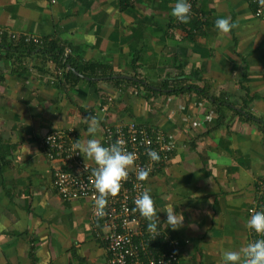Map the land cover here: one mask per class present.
<instances>
[{"label":"crops","instance_id":"1","mask_svg":"<svg viewBox=\"0 0 264 264\" xmlns=\"http://www.w3.org/2000/svg\"><path fill=\"white\" fill-rule=\"evenodd\" d=\"M174 3L0 0L8 40L58 38L68 54L110 73L80 77L66 91L50 59L0 60V264H109L89 202L61 199L56 164L41 147L52 130L74 129L86 143L93 116L101 141L107 125L130 118L174 140L172 160L148 186L179 264H222L224 251L246 247L248 208L264 176V16L250 0H196L195 17L178 24ZM217 18L235 27L219 34ZM208 86L227 103L219 115L200 93ZM173 209L184 217L176 230L166 225Z\"/></svg>","mask_w":264,"mask_h":264},{"label":"built area","instance_id":"2","mask_svg":"<svg viewBox=\"0 0 264 264\" xmlns=\"http://www.w3.org/2000/svg\"><path fill=\"white\" fill-rule=\"evenodd\" d=\"M134 3L136 0H128ZM55 3V0H52ZM259 4L257 16L264 14V2L254 0ZM192 5L191 18L195 17L196 0H190ZM178 24L180 22L178 21ZM13 40H23L26 43L41 44V40L33 35H10ZM69 51H66V53ZM68 54V53H67ZM69 70V68H67ZM63 75V71L59 72ZM112 102V99H108ZM213 114V113H211ZM121 141V147L136 154L134 165L129 169L128 177L122 182L120 192L116 197H109L105 215L99 216L94 201L98 193L94 188L93 169L96 165L88 164L83 153L76 148L79 143L74 129L52 130L42 140V150L48 161L55 163L52 185L67 202L85 200L89 202L93 229L105 244L109 254V264H179L177 256L178 242L165 233L161 225L158 233L148 230V221L139 211H133L134 200L148 191V178L168 166L173 158L175 142L158 127H152L149 132L145 128L138 129L135 122L129 124L123 131L119 124H109L104 128L102 144L108 147ZM155 150L158 161H152L147 151ZM140 169L149 170L146 180L137 178ZM153 202L154 199L152 198ZM155 206V202H154ZM257 211L264 212V176L257 179L254 185V199L248 208L249 219ZM264 238L249 228V241ZM160 243L159 247L154 243Z\"/></svg>","mask_w":264,"mask_h":264},{"label":"clouds","instance_id":"3","mask_svg":"<svg viewBox=\"0 0 264 264\" xmlns=\"http://www.w3.org/2000/svg\"><path fill=\"white\" fill-rule=\"evenodd\" d=\"M191 9L190 0H175L170 14L180 23L187 24L191 18ZM214 26L219 34H227L235 27V23L230 22V18H217ZM87 119L89 125L87 131L93 138L88 139L86 143H77L75 146L83 153L84 157L96 165L92 172L94 188L98 193L94 205L97 214L103 217L108 198L116 197L120 192L122 182L127 179L129 169L134 165L136 154L121 147V141L108 147L103 146L101 139L96 135L100 122L94 116ZM147 155L152 161L159 160V155L155 150L149 149ZM148 175L149 170L140 169L137 178L144 181ZM134 205L133 211H139L140 215L148 221L149 232L158 233L161 222L149 192L147 190L142 192L134 200ZM166 213V225L173 230L182 226L183 215L175 212L174 209ZM246 227L264 237V212L257 211L252 214L246 222ZM221 259L222 264H264V238L248 243L245 248L239 251L226 250Z\"/></svg>","mask_w":264,"mask_h":264},{"label":"trees","instance_id":"4","mask_svg":"<svg viewBox=\"0 0 264 264\" xmlns=\"http://www.w3.org/2000/svg\"><path fill=\"white\" fill-rule=\"evenodd\" d=\"M125 2H127V0H125ZM250 2L253 4L255 8V15H256L259 4L255 3L254 0H250ZM263 16H260L259 18H262ZM190 20H192V18H190ZM65 45L66 44L58 38H55L54 40L50 42H46L44 44L43 43L34 44V43H26L23 40L16 41L13 39L11 40L10 38L8 40L5 34H0V51H2L0 54V60L12 59L13 57H17V59L21 60L22 58L32 57L33 55L36 54L41 55L43 57L42 59L44 62L50 59L57 65L59 72L63 71V75L58 76V78L59 77L61 78L59 86H61V88H63L66 91H68L67 89L69 90L73 89L75 85L79 81H81V78L75 74V71L81 74L82 76H87L91 78L110 76V73H108L109 68L104 64L83 63L79 58L73 56L72 54L65 55L66 53ZM42 68H44V65H42ZM67 68H69V70H67ZM42 72L45 74L44 69H42ZM133 83L135 84V82ZM185 88L186 87H179V89L175 90V92H182L185 90ZM199 90L204 98H206L213 105H215V108L217 110L216 113L217 115H219V107L223 105H227V103L224 102L223 99H221L220 97H216L212 95L210 93L211 92L210 86L202 87ZM247 115H248V120H253V116L249 117V115L251 114L247 113ZM218 121L219 123L222 122L221 116L219 117ZM132 122H135L138 129L145 128L147 132H149L152 127H155L148 124L147 122L140 123L137 120L136 121L133 120L132 118H130V120L128 121L119 122V125L121 126L123 131H127L129 124ZM154 244H155L154 246L156 247H159L160 245L159 242Z\"/></svg>","mask_w":264,"mask_h":264},{"label":"water","instance_id":"5","mask_svg":"<svg viewBox=\"0 0 264 264\" xmlns=\"http://www.w3.org/2000/svg\"><path fill=\"white\" fill-rule=\"evenodd\" d=\"M75 74L78 75V76L81 77V78H84V77H83L81 74H79V73H76V72H75Z\"/></svg>","mask_w":264,"mask_h":264}]
</instances>
